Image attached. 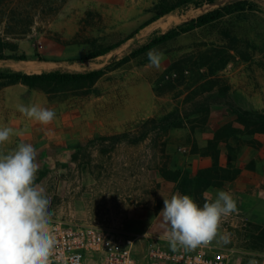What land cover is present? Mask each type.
I'll return each instance as SVG.
<instances>
[{
    "label": "rangeland",
    "instance_id": "rangeland-1",
    "mask_svg": "<svg viewBox=\"0 0 264 264\" xmlns=\"http://www.w3.org/2000/svg\"><path fill=\"white\" fill-rule=\"evenodd\" d=\"M157 1L0 0V39L16 47L4 55L26 57L0 60V75L102 71L93 84L45 89L0 79V128L17 133L0 152L21 142L35 148V183L51 199L52 220L163 237V200L178 191L154 170L152 148L117 146L100 154L94 143L176 110L179 126L162 142L168 168L191 172L204 166L203 157L210 165L215 153L222 167L249 171L240 186L235 178L202 194L212 201L224 190L236 200L237 212L221 225L230 242L214 243L231 251L232 263L248 264L264 251V180L257 184L264 179V0H197L199 6L146 24ZM239 2L242 11L157 48L165 55L160 69L150 65L148 52L120 64L153 36ZM114 43L119 47L104 56L77 61ZM18 104L52 109L55 119L42 125L22 115ZM228 104L248 114L241 121Z\"/></svg>",
    "mask_w": 264,
    "mask_h": 264
},
{
    "label": "clouds",
    "instance_id": "clouds-1",
    "mask_svg": "<svg viewBox=\"0 0 264 264\" xmlns=\"http://www.w3.org/2000/svg\"><path fill=\"white\" fill-rule=\"evenodd\" d=\"M147 56L156 69L165 60L157 49H150ZM16 107L26 118L42 125L50 124L56 116L54 110L36 104ZM14 134L10 127L0 128V145ZM38 168L31 144L21 142L6 154L0 152V264H50L57 245L50 228L54 213L49 210L51 199L45 189L35 183ZM163 204L159 213L165 228L162 238L173 251L230 242L221 233L224 218L238 210L229 192L217 190L215 199L202 207L190 195L179 192L164 198ZM249 264L257 261L251 259Z\"/></svg>",
    "mask_w": 264,
    "mask_h": 264
},
{
    "label": "trees",
    "instance_id": "trees-1",
    "mask_svg": "<svg viewBox=\"0 0 264 264\" xmlns=\"http://www.w3.org/2000/svg\"><path fill=\"white\" fill-rule=\"evenodd\" d=\"M197 0H158L152 4L150 12L152 13L151 18L146 24H151L161 17L174 12L177 9L184 8L190 4H196L199 6L201 3H196ZM209 3L213 0H207ZM245 4L239 2L223 9H217L211 12H207L198 16L194 20L188 22H181L179 25L169 29L161 35H155L145 44L137 47L132 51L130 55L120 61V64L129 62L130 59L137 58L146 54L150 49H157L167 43L177 39L179 36L195 29L201 28L212 24L219 20L225 15L231 14L236 11H242ZM120 43H114L107 46H98L87 52L86 55L77 59L79 60H91L101 56H104L112 50L118 48ZM16 50L15 45L3 41L0 39V60L5 58H13L18 60H24L26 57L21 55L16 57H7L4 55L5 51L14 52ZM102 75L101 70L92 71L89 73L78 74V73H64L59 71H53L46 74H20L11 73L8 75H0V79H4L6 84L12 85L21 83L29 88L33 89H45L49 87H58L70 84L87 83L93 84ZM231 107L239 120H243L241 117L246 116L248 113L241 111L240 109L234 108L233 105L228 104ZM179 126V113L175 112L167 113L162 117L148 118L135 129L130 131H124L109 136H102L96 139L94 146L100 154L106 153V149L113 150L114 147H137L142 144H147L153 150V160L156 162L154 170L158 172L160 177L176 185L177 191L182 195H190L193 200L203 205L205 202H209L203 197V192L209 188H222L225 184L235 180L240 174L239 168H227L222 167L219 164L218 156L214 153L211 155L210 166L200 169L196 174L191 175L187 168L172 170L167 165V155L163 151V140L168 135L169 131ZM94 142V141H93ZM159 149L160 154H157ZM75 159V156L73 157Z\"/></svg>",
    "mask_w": 264,
    "mask_h": 264
},
{
    "label": "built area",
    "instance_id": "built-area-1",
    "mask_svg": "<svg viewBox=\"0 0 264 264\" xmlns=\"http://www.w3.org/2000/svg\"><path fill=\"white\" fill-rule=\"evenodd\" d=\"M50 228L57 239L50 264H234L231 251L215 243L173 251L162 237L125 235L102 224L52 220ZM251 259L264 264V251Z\"/></svg>",
    "mask_w": 264,
    "mask_h": 264
},
{
    "label": "crops",
    "instance_id": "crops-1",
    "mask_svg": "<svg viewBox=\"0 0 264 264\" xmlns=\"http://www.w3.org/2000/svg\"><path fill=\"white\" fill-rule=\"evenodd\" d=\"M202 159V162H203V167H197V168H194L193 166L192 167H189V169H191V175H194V174H196V172L198 171V170H200V169H204V168H206V167H208V166H210L209 165V162H210V159H208V158H206V157H203V158H201ZM219 163L221 164V162H220V159H219ZM248 174H249V171H244V170H241L240 171V174L238 175L239 177H237V179L235 180L236 181V184H235V186H240V183L242 182L241 180L243 179V177H247L248 176ZM263 178L260 180V181H258L257 180V184L259 183H262L263 182ZM207 194H211V192H210V190L208 189L207 191ZM205 192V193H206Z\"/></svg>",
    "mask_w": 264,
    "mask_h": 264
},
{
    "label": "water",
    "instance_id": "water-1",
    "mask_svg": "<svg viewBox=\"0 0 264 264\" xmlns=\"http://www.w3.org/2000/svg\"><path fill=\"white\" fill-rule=\"evenodd\" d=\"M191 19H189L188 21H190ZM188 21H184V22H188Z\"/></svg>",
    "mask_w": 264,
    "mask_h": 264
}]
</instances>
